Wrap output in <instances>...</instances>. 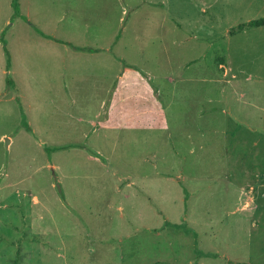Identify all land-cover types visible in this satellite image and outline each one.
<instances>
[{
  "label": "rangeland",
  "instance_id": "rangeland-1",
  "mask_svg": "<svg viewBox=\"0 0 264 264\" xmlns=\"http://www.w3.org/2000/svg\"><path fill=\"white\" fill-rule=\"evenodd\" d=\"M18 2L0 264H264V208L239 211L264 184V26L230 34L263 0Z\"/></svg>",
  "mask_w": 264,
  "mask_h": 264
},
{
  "label": "crops",
  "instance_id": "crops-1",
  "mask_svg": "<svg viewBox=\"0 0 264 264\" xmlns=\"http://www.w3.org/2000/svg\"><path fill=\"white\" fill-rule=\"evenodd\" d=\"M264 2V0H263ZM98 13V12H96ZM65 15V13H64ZM99 15V14H98ZM253 20V19H251ZM250 21V20H249ZM248 22V21H247ZM264 25H261L260 27H263ZM226 62V61H225ZM220 68L223 69V67H226V71L228 72V70L230 69V67L228 66L227 63L223 64L221 63L220 65ZM124 84H126L124 82ZM128 86V84H126ZM116 97L113 98V101H112V110H114L115 108V102L116 101ZM110 116L109 119H111L113 121L114 119V114L111 112V115H108ZM148 118H154V117H148ZM107 120H108V117H107ZM259 142L256 141V146H258ZM260 179H264V171H262L260 174H259V177ZM241 203H240V208H239V211H257V210H261L263 207L262 206V201H263V205H264V184L258 182V183H252L250 185V188L249 190L247 191V193L244 191L241 193ZM252 264V263H250Z\"/></svg>",
  "mask_w": 264,
  "mask_h": 264
},
{
  "label": "trees",
  "instance_id": "trees-1",
  "mask_svg": "<svg viewBox=\"0 0 264 264\" xmlns=\"http://www.w3.org/2000/svg\"><path fill=\"white\" fill-rule=\"evenodd\" d=\"M13 6L16 9V11H19V2H18V0H13ZM261 25H264V17L253 19V20H250V21L245 22V23H241V24L238 25V27L232 28L230 30V34H235L237 31H241V30H243L245 28L258 27V26H261ZM6 51L8 52L7 49H6ZM8 81H9V83H12V81L10 79ZM17 264H19V263H17ZM154 264H168V263L165 262V261H157Z\"/></svg>",
  "mask_w": 264,
  "mask_h": 264
},
{
  "label": "water",
  "instance_id": "water-1",
  "mask_svg": "<svg viewBox=\"0 0 264 264\" xmlns=\"http://www.w3.org/2000/svg\"><path fill=\"white\" fill-rule=\"evenodd\" d=\"M7 141L9 142V139H7Z\"/></svg>",
  "mask_w": 264,
  "mask_h": 264
}]
</instances>
